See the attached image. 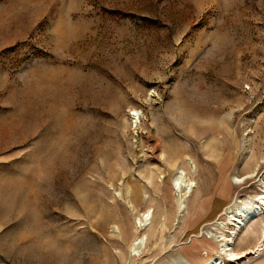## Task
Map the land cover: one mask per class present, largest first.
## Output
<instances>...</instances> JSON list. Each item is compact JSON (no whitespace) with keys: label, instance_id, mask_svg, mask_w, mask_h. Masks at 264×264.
I'll return each instance as SVG.
<instances>
[{"label":"rangeland","instance_id":"1","mask_svg":"<svg viewBox=\"0 0 264 264\" xmlns=\"http://www.w3.org/2000/svg\"><path fill=\"white\" fill-rule=\"evenodd\" d=\"M0 97L7 264H200L264 183V0H0ZM262 227L221 264H264Z\"/></svg>","mask_w":264,"mask_h":264},{"label":"bare ground","instance_id":"2","mask_svg":"<svg viewBox=\"0 0 264 264\" xmlns=\"http://www.w3.org/2000/svg\"><path fill=\"white\" fill-rule=\"evenodd\" d=\"M133 112L138 114L137 109H133ZM253 173L254 172L248 174L247 176H251ZM234 180L239 181L237 178H234ZM174 184L180 189L179 176H176ZM194 184L195 183H193L192 180L186 179L184 187L181 189V195L183 196L182 199L190 195L192 189L191 186ZM181 202L179 203V206H181ZM221 216H224V220L220 219ZM149 218V211H143L137 218L138 225L142 224V221L146 222ZM257 218H261L264 221V183L254 198H243L233 202H228L221 206V208L216 211L210 219L203 222L202 226L212 225V227L220 229V231L223 229L226 230L227 233H222V237L220 238L221 241H217L216 252L209 255L200 264H221L223 260L217 252L223 253L227 259L229 256L238 257L240 253L242 254L244 251L235 252L233 250L231 246L232 242L240 233L245 232L248 225ZM260 232L264 235V227L260 229ZM142 242V236L135 237L131 242L132 252L136 253L135 249L139 247V245H142Z\"/></svg>","mask_w":264,"mask_h":264},{"label":"snow or ice","instance_id":"3","mask_svg":"<svg viewBox=\"0 0 264 264\" xmlns=\"http://www.w3.org/2000/svg\"><path fill=\"white\" fill-rule=\"evenodd\" d=\"M58 14L59 13H56L55 15L51 16L49 19L55 20L56 15ZM42 31H44L43 26L37 28L36 31L33 33V36L35 37L38 33H41ZM10 90L11 89H9V91ZM169 90L171 91V88ZM5 95H7V93H5ZM5 111H7L6 108L0 107V115H2ZM133 115H135V113H133ZM52 135H54V132L51 127H48L44 129L37 137H35L28 145H25L26 148H30L32 145H39V147H37L34 152H30L29 155H35L43 151V145H44V142L46 141V138ZM0 173H2V170H0ZM20 228H21V225L16 224V225L10 226L7 230H0L3 232V236H0V240H2L4 237H8L16 233L17 231H19ZM238 259L239 258L235 256L228 257L229 261H236ZM0 264H7V262L5 261L2 255H0Z\"/></svg>","mask_w":264,"mask_h":264}]
</instances>
